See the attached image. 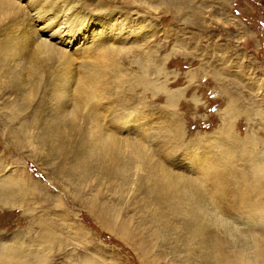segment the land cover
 Wrapping results in <instances>:
<instances>
[{
	"label": "rangeland",
	"instance_id": "rangeland-1",
	"mask_svg": "<svg viewBox=\"0 0 264 264\" xmlns=\"http://www.w3.org/2000/svg\"><path fill=\"white\" fill-rule=\"evenodd\" d=\"M68 1L89 14L87 30L117 28L94 46L81 36L60 41L50 36L62 26L51 22L54 0H0V242L22 243L6 264H264L255 247L264 249V0ZM41 38L69 57L37 51ZM89 75L108 81L102 104L135 120L116 133L142 137L165 172L208 193L207 214L218 204L228 221L237 212L245 254L203 242L200 230L232 238L208 217L193 238L186 220L197 207H167L166 197L160 208L146 177L125 185L117 177L113 187L96 172L76 173L90 105L70 121L78 109L70 100Z\"/></svg>",
	"mask_w": 264,
	"mask_h": 264
},
{
	"label": "bare ground",
	"instance_id": "bare-ground-1",
	"mask_svg": "<svg viewBox=\"0 0 264 264\" xmlns=\"http://www.w3.org/2000/svg\"><path fill=\"white\" fill-rule=\"evenodd\" d=\"M38 2H43V0H35L36 4H38ZM68 2H69L68 0H54L53 7L55 9H59V13L54 14L55 15L54 20H52L51 18L50 20H52L51 22L53 23L55 22L56 23L55 25L59 24L62 26L61 27L58 26V28L54 29V32L50 33L51 37L56 36L61 41L63 39V36H65L66 34L71 35V36H81L83 40L88 39L91 42L94 41L93 43V46H94L95 39L96 38L100 39L102 36H103L102 37L103 39L106 34L105 31L107 29L113 32L112 31L113 28L114 29L117 28L116 22L114 23L112 21L111 24L108 27H106V30L103 28V26H102L103 29H100L97 31H95V29L92 30L91 28L87 30L86 29L87 25L91 27L92 22H93L90 19V17H88L89 14L87 16L86 14L82 13L83 10L81 8H79V10L76 11L75 7L77 8L80 7V6H76V5H80L79 3H72L70 5H67ZM49 9H50V5H49ZM59 15H62L63 17H65L64 18L65 20L61 21V19L63 18L58 17ZM99 19H100V16H99ZM115 19L117 20V18ZM50 20L49 22H46V27L48 28H50L49 26L52 24L50 23ZM119 27L123 29H126V27L128 28L127 25L126 27L124 25L119 26ZM141 28H144V27L141 26ZM84 30H87V31H84ZM108 33L110 32L108 31ZM129 35L131 36V34ZM130 36H126V39H128L127 37H130ZM108 40L110 39L108 38ZM73 41L74 39L67 38L63 41V43L66 45L67 44L69 45L70 42H73ZM108 42L111 44V46L112 44L113 45L116 44L114 40L108 41ZM123 43H124L123 41L120 42L121 46H124ZM88 46L90 47L92 45H87V47ZM34 48L40 53H44V54L48 53L49 55L51 54L53 56L56 55L58 59H62V58L64 59V58L69 57L68 53L62 52L61 50L59 51V48L54 43H51L49 39H44V38L36 39V41L34 42ZM147 67H149V65L146 62L142 63L141 68L144 71L148 69ZM107 83H108L107 80L102 79L101 77H96L94 75L84 76V78L80 77L79 81L76 82V87L73 89V94H72V99H71L72 101L69 99L70 102H75L74 105L78 108V109H71V112H72L71 115L76 114V116L74 117L70 116V121H72L73 119L77 118L78 116L82 114V109H84V105L86 106L90 105L87 113L83 115L85 126H84V131L82 133V141H81L82 147L80 148V151H78L74 155L75 158L79 159L78 164L76 165L78 166L77 168L79 170L77 169L76 173L78 175L83 174L86 178L87 176H90L91 174L93 175V173L96 172L97 174L95 175L97 176V183L106 185V182H102V180L106 179L110 185H113V187L116 186V179L114 178H117V177H121V176L124 177V179H122V184L124 185L125 183H127V180L131 182L130 184H135L136 179H133L135 174L138 180L146 177L145 178L146 183L147 181H149L148 182L149 184H146L147 190H145L144 188L143 189L144 191H148V195H151V197L155 200V202L158 204L160 208H161V203L163 202V198H166V197H168L170 201V204L169 205L167 204V207L173 205L176 209H178V207L182 205L183 202L187 203V201L189 202L188 204L194 205L195 207H197V209L196 208L194 209L191 208V210L189 209L190 212L191 211L192 212L189 213L190 216H188V220H186L187 222L190 221L187 224L191 225V227L189 228V232L191 233V236H194L193 238H195V236L197 237V235L195 234L196 233L195 225H198V224L201 225V221L207 220L206 218L208 217L210 218L212 222H214V224L218 222L217 224L219 226V223H220L222 228H224L223 230L222 229L221 230L224 231V233L226 234L230 233L232 238L229 239V237L227 236L225 237L226 238L225 240L223 237L222 238L220 237L221 235L220 236H217L215 234L213 235L211 234V232L207 233L208 237L206 236L203 237L204 232L200 230V234H198V232L197 234L200 235L199 237L201 238V240L203 239V242H204V240L208 238L214 241V238H216L217 240L225 243L228 248L229 247L231 248V246H233L234 244H236V246L238 247L239 242H242L244 238H241V235L236 233V227L234 223L238 222L237 212H236L237 217L231 216L230 218L231 220L228 221V219L224 218L222 209L218 207L219 205L218 204V205H215L211 209L213 210L211 212V215L210 213L207 214L206 211L210 207L206 206V204L203 203V198H205L206 197L205 194H208V193L204 191H199L198 189H196L197 187L195 188L192 187L195 183L191 182V180L188 181L183 178L179 179L178 174L172 173L171 171L166 170L165 172L162 164L153 159L154 153L150 151V148L146 145V140L144 141L142 137H140L139 139H130L124 136L121 137L118 133H116L118 132V130L132 129L131 126L133 127V123L135 122V120L131 119V112L129 113L128 111V113L127 112H125V114L123 113L124 117H122L123 115H121V113L116 115L114 112V109L113 111H111V107H109V105H104L101 103V100L104 98V96L101 95L100 87H102L104 91H107V87H106ZM107 98H109V96ZM92 101H94V104L92 103ZM111 101L113 100L111 99ZM79 111L81 112L79 113ZM107 113L109 114L111 113L112 116L107 118L108 117ZM105 117H106V120H105ZM144 138H145V135H144ZM143 170L146 173V176L144 173H143L144 176H141V174H139ZM76 173H73V174H76ZM189 188H192V189H189ZM207 202L209 204V201ZM199 204H202V205H199ZM201 209L205 211V212L203 211L205 214L203 212H202L203 214L201 213ZM189 210L187 211L189 212ZM229 212L231 211L229 210ZM231 214L235 216V212ZM160 215H161L160 213H157L156 217L160 219ZM197 230L199 231V229ZM234 235H236V237H234ZM255 243H256L255 247L257 248V252L256 251L255 252L258 253V257L260 258L264 257V249H263L262 244H260L259 240H256ZM21 244L22 243L20 242V238L18 236H15L9 241L0 242V262L6 264L9 262H12L13 260L14 261L17 260L22 255V253L19 251V248L22 247ZM247 245L248 246L246 247H244L245 246L244 245L238 248L235 246L236 249L234 251L238 252L239 255L245 254L246 249L248 247L249 249L251 248L248 243ZM206 256H207L208 261L210 262V258H208L207 254Z\"/></svg>",
	"mask_w": 264,
	"mask_h": 264
}]
</instances>
